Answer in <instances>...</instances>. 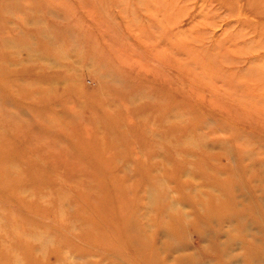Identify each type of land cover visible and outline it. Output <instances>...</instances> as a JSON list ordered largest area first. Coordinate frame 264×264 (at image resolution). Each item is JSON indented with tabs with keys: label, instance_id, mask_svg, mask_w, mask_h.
I'll use <instances>...</instances> for the list:
<instances>
[{
	"label": "rangeland",
	"instance_id": "374dc122",
	"mask_svg": "<svg viewBox=\"0 0 264 264\" xmlns=\"http://www.w3.org/2000/svg\"><path fill=\"white\" fill-rule=\"evenodd\" d=\"M256 1L0 0V169L11 162L28 175L34 164L38 175L15 181L28 189L29 207L0 186V264H146L139 255L151 242L142 241L136 219L131 232L120 218L109 225L125 257L108 255L113 239L104 227L82 229L91 214L79 196L120 188L101 187L103 177L135 150L149 152L155 138L161 146L171 136L213 147L231 165L241 153L263 175L264 13H255ZM30 50L71 61L76 80L55 87L69 91L56 104L41 107L31 95L37 88L21 81L34 79L23 74L33 68L23 64ZM100 99L116 104L120 130L109 132L93 113ZM62 111L67 118L57 117ZM106 158L109 166L100 164ZM189 240L194 251L204 245L193 234Z\"/></svg>",
	"mask_w": 264,
	"mask_h": 264
},
{
	"label": "bare ground",
	"instance_id": "6f19581e",
	"mask_svg": "<svg viewBox=\"0 0 264 264\" xmlns=\"http://www.w3.org/2000/svg\"><path fill=\"white\" fill-rule=\"evenodd\" d=\"M247 1L251 3L252 0ZM256 2L261 5L257 7L261 11L256 10L255 13L263 14L264 0ZM25 53H30L26 54L23 62L25 68L27 65L33 68H27L23 74L34 79L19 80L26 81L27 88H33V91L37 88L38 91L35 90L31 95L41 97L40 106H51L56 98L69 92L62 87H55L74 84L76 80V73L71 72V61L58 56L33 55L31 50ZM44 78L46 80L43 83ZM19 80L15 83L18 84ZM258 89L264 93V86ZM74 90L78 91L75 85ZM50 97L51 101H48ZM92 105L95 108L93 113L99 112L105 119L109 132L120 130L123 124L119 125V119L112 117L117 114L114 102L107 103L100 99L93 101ZM67 114L68 111H62L57 117L67 118ZM112 119L116 121L114 125ZM153 136L151 138L154 139L156 135ZM171 138L162 146V139L155 138L149 152L141 153L138 149L132 152L133 157L129 156L131 153L128 155L127 164L132 167L125 164L114 175L110 173L107 178L103 177L104 185L101 187H105V182L112 181L115 184L118 181L120 188L111 192L103 188L100 196L96 192L90 194L89 188H84L83 196L77 194L84 197L87 214L96 218L94 220L89 216L82 229L90 233L91 229L104 227L103 233L107 235L105 239L111 241L108 236L113 239L106 247L108 255L124 259L123 247L116 245L119 243V231L110 226L115 224L113 220L120 218L127 232L132 226L137 227L136 219L138 231L144 235L142 241L151 242L149 253L139 255L146 264H212V259L218 261L217 264H264V169H260L263 175L257 176L251 172L253 167L250 164H244L241 153H237L231 165V162L223 160L224 154L213 147L199 146L186 139H173L175 142H172ZM3 145L4 142H0L2 158ZM189 145L194 148L188 150ZM22 154L25 152L22 151ZM19 155L20 152L17 158ZM108 159L100 164L109 166L111 159ZM7 163L10 165L1 164L0 186L16 199V204L29 207L23 198V193L27 194L28 189L15 187V181L20 182L22 178L34 181L38 176L34 172L37 167L29 164L27 175L19 173L13 163ZM113 163L117 164V160ZM255 165L260 167L261 162L256 161ZM54 176L49 175L47 182H54ZM96 181L101 182L100 179ZM152 213L155 216L149 219ZM191 234L196 236L197 242H204V247L200 245V253L192 250L193 243L189 240Z\"/></svg>",
	"mask_w": 264,
	"mask_h": 264
}]
</instances>
